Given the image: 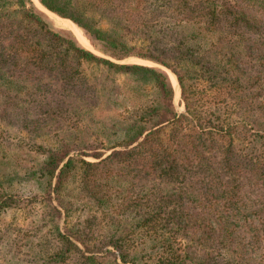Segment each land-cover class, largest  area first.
<instances>
[{
    "label": "trees",
    "instance_id": "16d2710c",
    "mask_svg": "<svg viewBox=\"0 0 264 264\" xmlns=\"http://www.w3.org/2000/svg\"><path fill=\"white\" fill-rule=\"evenodd\" d=\"M37 1L111 59L169 70L183 111L165 70L99 56L33 0H0V135L23 152L0 215L30 218L9 233L14 252L28 247L34 264H264V0ZM35 227L43 237L23 243Z\"/></svg>",
    "mask_w": 264,
    "mask_h": 264
},
{
    "label": "rangeland",
    "instance_id": "374dc122",
    "mask_svg": "<svg viewBox=\"0 0 264 264\" xmlns=\"http://www.w3.org/2000/svg\"><path fill=\"white\" fill-rule=\"evenodd\" d=\"M36 4H32L36 9L40 10L50 21V23L57 29H61L62 28L66 29V30H71L73 32H75L77 39L80 40L78 41L75 37L74 39L83 47L93 51L95 54L99 55V56H103L106 58H109L110 60L114 61V62H118V63H136V64H142V65H148V66H154V67H158L160 69H163L167 72V75L169 77V80L171 82V85L173 87V105L175 107V110L177 112H182L183 111V104L180 101L179 98V88L178 85L176 83V79L175 76L166 68H164L161 65L152 63L148 60L145 59H141L135 56H126L123 58H119V59H111L110 57L102 54L101 52L97 51L96 49H94L90 43L83 37L82 33L78 30V28L72 24L70 21H67L63 18H59L58 16H56L55 14L53 15V13L49 12H44L42 11V9L39 7V3L37 0H33ZM58 22V24H57ZM65 31V30H64ZM84 67V71L86 74H89L91 71L94 73L95 70L92 69L91 66H83ZM88 120V119H87ZM61 126L63 125L61 121H59ZM86 122V121H85ZM64 128H68V129H60L61 132L63 134H67L69 135V137L76 139L78 137H82L83 135H87L85 133V130L81 133L78 132V128L79 127H75V126H70V127H64ZM88 129V128H87ZM58 128L55 127H51V129L49 130V132L45 133V138L50 140V141H54L56 140V134L58 133H53V131H57ZM95 132V131H94ZM93 129L90 128L89 130H87V133L90 134L91 136L90 138H93L94 135H92L93 133ZM55 134V135H54ZM79 140V138H78ZM9 139H7L6 137H3L0 135V186L3 190H7L6 188H3L2 185H4V183H2L3 177H5L6 175H8L9 177H13L14 173L18 170L19 167V154L20 157H23V152L21 151L20 148H18L17 146H15L14 144H8L9 143ZM88 151V150H86ZM74 153H77V151H73ZM19 153V154H18ZM106 153H108V151H106ZM105 153V154H106ZM72 154V153H71ZM83 159L85 160H89V161H93V159L89 156H82ZM77 213H74V216ZM73 218V215H71L67 220L71 221ZM29 217H28V211L25 209H15V208H11V209H7L3 214L0 215V264H34L35 261L31 256V250L28 249V247L26 246H22L21 250L18 253H15L13 250V243H14V238L11 235H9V233L12 231V229H16L17 225H20L19 228L21 229L20 231V236L21 234L25 231L24 229H28V226L30 227V223H29ZM62 224V221L60 220V225ZM35 227L33 229H31V232L29 235V237H25L23 238V243L26 244V242H28L27 240H30L31 238V246L33 244H35L36 242H38L37 240L40 239V237H43L40 235L39 232V228ZM42 232L45 231V228L43 226H40ZM23 229V230H22ZM44 234V232H43ZM27 235V236H28ZM45 236V235H44ZM47 236H45L46 238ZM42 240V239H41ZM44 240V239H43Z\"/></svg>",
    "mask_w": 264,
    "mask_h": 264
},
{
    "label": "water",
    "instance_id": "95a60500",
    "mask_svg": "<svg viewBox=\"0 0 264 264\" xmlns=\"http://www.w3.org/2000/svg\"><path fill=\"white\" fill-rule=\"evenodd\" d=\"M39 7L42 9V11L44 12H49L48 10H46L44 7H42L41 5H39ZM73 37V36H72ZM74 38V37H73Z\"/></svg>",
    "mask_w": 264,
    "mask_h": 264
}]
</instances>
